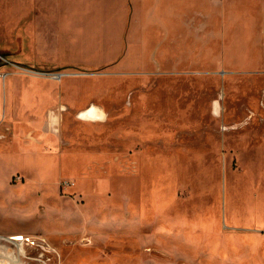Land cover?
<instances>
[{"label": "rangeland", "instance_id": "obj_1", "mask_svg": "<svg viewBox=\"0 0 264 264\" xmlns=\"http://www.w3.org/2000/svg\"><path fill=\"white\" fill-rule=\"evenodd\" d=\"M236 1L211 67L165 77L61 61L0 0V264H264V0Z\"/></svg>", "mask_w": 264, "mask_h": 264}, {"label": "crops", "instance_id": "obj_2", "mask_svg": "<svg viewBox=\"0 0 264 264\" xmlns=\"http://www.w3.org/2000/svg\"><path fill=\"white\" fill-rule=\"evenodd\" d=\"M25 2L29 19L57 21V27L49 31V37L57 47L58 59L79 67L113 68L116 72L130 76L157 74L170 77L182 68L211 67L212 45L217 46L213 50L220 51L219 44L224 39L226 47L225 32L222 37L211 33L212 20H225L226 12H222V15L211 12V0ZM42 40L41 44H44L45 38ZM220 61V58H215L214 65L217 66ZM51 104L57 115L70 109L71 102L68 105L67 98L62 97L52 99L48 104L43 103L42 106ZM58 109L61 111L58 112ZM97 109L101 114L102 108ZM39 113L43 114V111ZM46 135L42 139L35 138L34 142L39 146L48 144L52 147L54 141L61 138L57 139L56 134L49 131H46ZM56 160L42 152L25 157V161L37 163L39 171L43 170L39 165L45 166Z\"/></svg>", "mask_w": 264, "mask_h": 264}, {"label": "bare ground", "instance_id": "obj_3", "mask_svg": "<svg viewBox=\"0 0 264 264\" xmlns=\"http://www.w3.org/2000/svg\"><path fill=\"white\" fill-rule=\"evenodd\" d=\"M93 2V1H92ZM95 3V2H94ZM71 4V3H70ZM67 5H69V4H67ZM67 19V18H66ZM91 19V18H90ZM87 21V20H86ZM82 29V28H81ZM85 31V30H84ZM96 108V107H95ZM42 166V165H41ZM50 202V201H49ZM1 238H7V240H9V241H12V242H15V243H20V242H22V241H24L26 238H25V236L24 235H22V234H14V235H12V236H10V237H1ZM4 254V253H3Z\"/></svg>", "mask_w": 264, "mask_h": 264}, {"label": "trees", "instance_id": "obj_4", "mask_svg": "<svg viewBox=\"0 0 264 264\" xmlns=\"http://www.w3.org/2000/svg\"><path fill=\"white\" fill-rule=\"evenodd\" d=\"M5 65V63L0 59V67Z\"/></svg>", "mask_w": 264, "mask_h": 264}]
</instances>
